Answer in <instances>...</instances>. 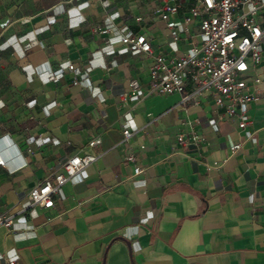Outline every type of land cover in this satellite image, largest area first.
I'll return each mask as SVG.
<instances>
[{"label":"crops","instance_id":"obj_1","mask_svg":"<svg viewBox=\"0 0 264 264\" xmlns=\"http://www.w3.org/2000/svg\"><path fill=\"white\" fill-rule=\"evenodd\" d=\"M193 2L171 19L184 26ZM162 3L0 0V215L12 218L0 251L17 264H264V44L244 129L211 91L149 93L152 58L120 34H145L167 60L200 41L194 20L172 44ZM88 151L53 207L29 204L32 186Z\"/></svg>","mask_w":264,"mask_h":264},{"label":"built area","instance_id":"obj_2","mask_svg":"<svg viewBox=\"0 0 264 264\" xmlns=\"http://www.w3.org/2000/svg\"><path fill=\"white\" fill-rule=\"evenodd\" d=\"M187 0H162L159 16L165 21L172 44H176L180 32L188 34L185 25L196 20L200 41L192 43L190 48L167 60L165 54L154 53L150 39L143 33L123 32L120 34L121 45L131 52H138L152 58L148 67L147 89L152 94L178 93L181 102L194 100L204 92L213 93L214 104L223 109L222 115L235 117L240 129H244L250 118L247 106L259 97L258 76H247L250 68L261 62L264 44V0H194L188 14L180 23L171 19L178 12L182 3ZM109 28L103 29L107 33ZM174 50L176 49L173 46ZM111 49L108 53H112ZM74 70L73 64H68ZM78 82L75 77L73 83ZM129 87L135 91L134 82ZM190 85V89L188 86ZM216 124V121L213 122ZM131 135L128 129L123 130L124 139ZM198 140L199 135L192 136ZM179 143H185L183 135L177 137ZM99 142L92 138L88 146ZM241 148L240 143L230 146L232 153ZM97 158L92 151L74 154L61 165V170L37 182L28 192L31 206L51 208L54 206V195L58 188L73 178ZM126 162L134 160L133 153L128 151L123 156ZM5 159L0 150V165ZM140 172L135 166L133 173ZM11 216L0 215V226L10 227ZM4 264H17L15 258L0 251Z\"/></svg>","mask_w":264,"mask_h":264}]
</instances>
